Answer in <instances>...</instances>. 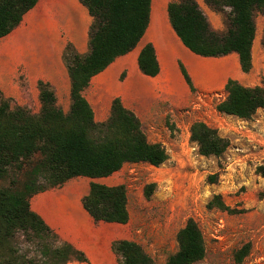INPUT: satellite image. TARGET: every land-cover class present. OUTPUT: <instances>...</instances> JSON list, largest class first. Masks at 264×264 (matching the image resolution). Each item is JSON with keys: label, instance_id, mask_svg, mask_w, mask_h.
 Returning <instances> with one entry per match:
<instances>
[{"label": "trees", "instance_id": "16d2710c", "mask_svg": "<svg viewBox=\"0 0 264 264\" xmlns=\"http://www.w3.org/2000/svg\"><path fill=\"white\" fill-rule=\"evenodd\" d=\"M40 0H0V39L11 34L25 15ZM93 18L89 31V52L79 54L68 44L64 61L71 81V105L65 113L49 83H38L41 108L35 114L26 107H12L8 98L0 101V264H68L73 260L88 262L84 252L63 242L44 219L31 208V198L64 186L77 177L107 178L126 164H164L169 158L162 143H152L141 119L127 109L120 98L111 105L109 118L95 120L92 105L84 93L92 79L106 70L118 57L128 54L144 37L150 22L152 0H80ZM217 12L230 9L226 33L215 31L196 0H179L169 4L171 25L183 44L202 57L239 56L244 73L253 69V46L257 34L256 12H264V0H205ZM141 72L150 77L160 73L156 50L146 44L139 56ZM185 81L195 92L192 79L181 64ZM227 96L216 107L219 113L250 120L264 108L263 86L246 87L230 79ZM191 141L202 156H221L229 140L203 121L191 126ZM24 173V181L6 187L1 184L11 173ZM210 179L215 182L216 176ZM153 186H148L150 196ZM209 207L232 211L221 195H215ZM83 208L96 223L128 224L130 212L125 185L108 186L91 183L83 198ZM21 234L27 240H42L39 256L22 253L16 247ZM49 239L54 244L44 243ZM178 250L166 264H207V246L198 223L190 218L177 234ZM112 249L119 264H155L137 242L121 239ZM251 244L235 253L242 264Z\"/></svg>", "mask_w": 264, "mask_h": 264}, {"label": "crops", "instance_id": "0c3cea01", "mask_svg": "<svg viewBox=\"0 0 264 264\" xmlns=\"http://www.w3.org/2000/svg\"><path fill=\"white\" fill-rule=\"evenodd\" d=\"M177 1L152 0L149 27L137 47L118 57L92 79L84 95L87 98L89 93L93 109L98 108V111L94 109L95 114H109L113 100L120 98L123 105L140 119L144 112L158 115L159 121L172 113L177 120L176 112L180 108L200 106L196 98L217 93H224L226 97L225 86L230 79L250 87L245 81L247 73L241 70L238 54L202 57L183 44L168 13L169 4ZM196 1L211 27L217 32L224 31L219 14L205 0ZM92 22L93 18L80 0H40L17 29L0 39V91L5 98L21 99L24 104L31 96L27 89L33 97H39L40 81L49 83L57 98L70 97L71 81L64 53L68 44H72L81 55L89 52ZM149 43L155 47L160 66L156 77L144 75L139 68L141 50ZM256 43L255 39L253 67ZM181 64L192 79L195 93L185 81ZM110 177L73 178L66 185L40 192L30 200L32 210L59 238L84 252L88 258V262L73 260L68 264H119L112 245L115 238L125 235L123 224L96 223L83 208V198L89 194L90 184L105 183Z\"/></svg>", "mask_w": 264, "mask_h": 264}, {"label": "rangeland", "instance_id": "374dc122", "mask_svg": "<svg viewBox=\"0 0 264 264\" xmlns=\"http://www.w3.org/2000/svg\"><path fill=\"white\" fill-rule=\"evenodd\" d=\"M215 12L225 28L219 33H226L230 9ZM255 20L258 29L255 66L245 77L250 87L264 83V12H256ZM27 93L31 96L24 104L21 99L8 98L12 107L22 106L39 113V97H33L28 89ZM2 98L5 96L0 91V101ZM225 98L224 93L196 98L200 106L180 108L177 120L172 113L161 121L158 115L144 112L140 115L148 140L162 143L169 158L157 167L148 163L126 164L108 181L101 182L123 184L127 190L130 221L122 225L125 235L115 241H135L155 264H166L178 250V232L192 218L206 241L207 264H237L235 253L247 243L251 244V250L242 264H264V108L250 120L239 119L217 111V105ZM87 99L92 100L89 93ZM57 103L65 113L69 112L70 97L57 98ZM94 109L98 111L96 106ZM109 116L110 113L97 112L95 120L104 122ZM196 121L205 122L229 140V147L221 156L205 157L199 153L197 144L191 141V126ZM213 175L215 182L210 179ZM24 178L23 172L15 171L1 184L11 187L22 183ZM151 185L152 192L147 196L146 189ZM215 195H221L232 211L210 208ZM44 243L59 244L53 239ZM42 244V240L29 241L21 234L15 243L22 253L30 256H39Z\"/></svg>", "mask_w": 264, "mask_h": 264}, {"label": "bare ground", "instance_id": "6f19581e", "mask_svg": "<svg viewBox=\"0 0 264 264\" xmlns=\"http://www.w3.org/2000/svg\"><path fill=\"white\" fill-rule=\"evenodd\" d=\"M104 103V102H103ZM105 104V103H104Z\"/></svg>", "mask_w": 264, "mask_h": 264}]
</instances>
